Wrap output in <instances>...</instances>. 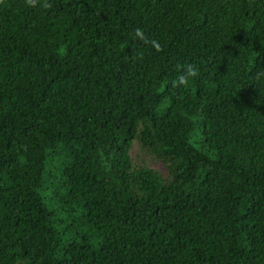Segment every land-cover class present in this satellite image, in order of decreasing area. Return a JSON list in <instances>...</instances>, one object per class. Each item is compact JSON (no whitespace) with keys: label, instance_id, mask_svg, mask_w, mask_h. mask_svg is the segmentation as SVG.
<instances>
[{"label":"trees","instance_id":"1","mask_svg":"<svg viewBox=\"0 0 264 264\" xmlns=\"http://www.w3.org/2000/svg\"><path fill=\"white\" fill-rule=\"evenodd\" d=\"M0 264H264V0H0Z\"/></svg>","mask_w":264,"mask_h":264},{"label":"clouds","instance_id":"2","mask_svg":"<svg viewBox=\"0 0 264 264\" xmlns=\"http://www.w3.org/2000/svg\"><path fill=\"white\" fill-rule=\"evenodd\" d=\"M30 3H35V0H29ZM136 35L137 36H141L142 37V33L140 32V30H137L136 31ZM153 44H155V41H152ZM197 75V71L194 67H189L187 68L186 70V73L184 74H181L179 77H178V81L179 83L181 84H184L186 83L190 78H193Z\"/></svg>","mask_w":264,"mask_h":264},{"label":"rangeland","instance_id":"3","mask_svg":"<svg viewBox=\"0 0 264 264\" xmlns=\"http://www.w3.org/2000/svg\"><path fill=\"white\" fill-rule=\"evenodd\" d=\"M136 152V146H135V149H133V151H132V154H134ZM149 159H147V161H148ZM150 164L153 166V167H155V168H158V169H160V170H164V165L160 162V161H158V160H155V161H150Z\"/></svg>","mask_w":264,"mask_h":264}]
</instances>
